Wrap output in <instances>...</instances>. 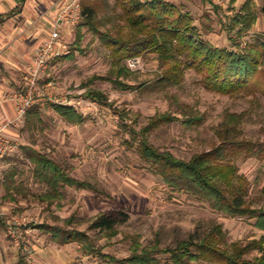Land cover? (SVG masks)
<instances>
[{
    "label": "rangeland",
    "instance_id": "374dc122",
    "mask_svg": "<svg viewBox=\"0 0 264 264\" xmlns=\"http://www.w3.org/2000/svg\"><path fill=\"white\" fill-rule=\"evenodd\" d=\"M91 1L99 6L100 18L104 21L103 32L124 26L122 8L117 0ZM169 1L193 14L204 40L213 46L231 47L233 39L242 42L244 48L258 38L264 39V0H256L259 12L257 25L241 38L228 31L227 22L233 14L231 0H211L207 4L202 0ZM245 1L239 0L235 7L239 9ZM78 2L81 8L82 0ZM72 4L69 8L73 9ZM78 27L62 32V43L66 49H56V53L61 54L52 59L39 76L33 106L41 108V120L28 126L26 116L6 128L17 149L5 158L0 167V214L3 216L0 219V264H15L21 255L26 256L30 264H109L102 258L86 254L78 244H55L38 227L45 223L64 227L66 220L73 216L80 221L74 227L86 231L106 254L118 259L131 254L137 237H141L144 246L159 240L164 248L174 247L192 234L208 233L216 225H221L227 234L226 247L233 243L246 245L253 239H260L264 232L255 226L256 219L248 216L230 218L188 193L172 192L153 168L142 160L139 140L129 129L141 131L157 114L179 116L180 120L155 129L149 136V142L160 151H168L189 161L194 155L210 151L219 144L214 129L224 114L230 112L246 116L242 126L243 139L264 142V93L257 91L255 95L226 96L210 92L194 71L186 72L181 87L162 90L157 85L158 75L162 72L160 62L156 55L149 54L126 63L132 73L126 81L137 86V90L121 91L106 81L92 85L106 92L119 111L130 113L126 121L129 127L125 128L112 109L84 97L85 83L92 76L105 77L112 70H117L113 67L110 51L99 37L84 29V52L74 50L73 59H63L73 52ZM46 30L38 34L33 47H40L50 37L51 29ZM36 50L27 53L23 83L13 94L25 89L27 65ZM262 69L264 71V65ZM54 105L73 106L84 115V123L75 125L64 121L55 112ZM185 108L191 109L194 115H205V120L188 127L182 113ZM24 145L48 154L66 167L74 178L95 184L98 191L67 188L63 210L40 203L36 196L45 192L46 187L35 180L34 168L21 149ZM238 166L250 182L248 204L253 209L264 210V162L245 160L240 156ZM13 168L19 173L17 179L22 180L31 193L28 197L17 196V201L7 198L4 188L6 173ZM116 211L127 212L130 216L129 222L119 227V235L107 239L97 231L88 230L91 220L99 214ZM8 222L16 225L12 233ZM256 255L253 253L248 258L253 259ZM159 258L160 264H165V257ZM194 264L214 263L201 261Z\"/></svg>",
    "mask_w": 264,
    "mask_h": 264
},
{
    "label": "trees",
    "instance_id": "16d2710c",
    "mask_svg": "<svg viewBox=\"0 0 264 264\" xmlns=\"http://www.w3.org/2000/svg\"><path fill=\"white\" fill-rule=\"evenodd\" d=\"M202 1L204 4L211 2ZM238 2L239 0H231L233 14L227 23L228 31L241 38L257 25L259 12L256 0H246L237 9L235 6ZM117 3L122 8L124 26H115L103 32L101 29L104 21L100 18L99 6L91 0H82L77 40L73 44V52L63 59H73L75 51L84 52V29H88L94 37H99L110 51L113 67L117 70H112L105 77L92 76L85 83L84 97L112 109L125 128L129 127L126 121L130 113L119 111L110 102L106 92L93 88L92 85L97 81H106L121 91L137 90V86L126 81L132 75L126 63L149 54L156 55L160 62L162 72L158 75L157 85L162 90L181 87L186 79V72L194 71L210 92L226 96L242 93L255 95L257 91L264 93V39L258 38L254 43H247L244 48L242 42L231 39V47H217L204 40L196 18L176 2L117 0ZM214 9L219 11L217 6ZM262 12L264 16V6ZM53 108L68 123L80 125L85 121L84 115L73 106L54 105ZM190 111L189 108L182 110L186 118L184 124L188 127L199 125L205 120V115H194ZM41 117V108L33 106L27 114V125L32 126ZM245 117V114L226 112L214 129L219 144L210 151L194 155L189 161L177 158L168 151H160L149 142V136L155 129L180 120L179 116L157 114L141 131L129 130L139 140L142 160L153 168L172 192L188 193L230 218H254L255 226L264 232V210L253 209L248 204L250 182L241 174L238 166L240 156H244L245 160L257 159L264 162V142L242 138ZM21 149L34 168L35 180L46 187L45 192L36 196L40 203L63 210L64 191L67 188L98 191L95 184L74 178L66 167L43 151L31 145L21 146ZM18 175V171L13 168L6 173L4 180L6 197L12 201H17V196L31 195L24 182L17 179ZM129 220V214L124 211L101 213L91 220L88 230L97 231L101 236L112 239L119 235V227L126 225ZM79 223L73 216L66 220L64 227L46 223L38 227L55 244H78L86 254L102 258L109 264H160V256L165 257V264H194L201 261L214 264H264V235L246 245L233 243L226 247L227 234L221 225H216L204 235L192 234L174 247L164 248L159 240L144 246L141 237H137L131 247V254L118 259L106 254L103 247L98 246L86 231L74 227ZM253 253L257 255L249 259ZM15 264L30 262L26 256L21 255Z\"/></svg>",
    "mask_w": 264,
    "mask_h": 264
},
{
    "label": "crops",
    "instance_id": "0c3cea01",
    "mask_svg": "<svg viewBox=\"0 0 264 264\" xmlns=\"http://www.w3.org/2000/svg\"><path fill=\"white\" fill-rule=\"evenodd\" d=\"M54 1L0 0V127L17 118L13 92L23 83L27 53L37 49L32 46L36 37L46 29L52 31L73 2Z\"/></svg>",
    "mask_w": 264,
    "mask_h": 264
},
{
    "label": "built area",
    "instance_id": "2783aa9c",
    "mask_svg": "<svg viewBox=\"0 0 264 264\" xmlns=\"http://www.w3.org/2000/svg\"><path fill=\"white\" fill-rule=\"evenodd\" d=\"M78 1L73 2V9L71 7L61 14L54 24L52 32H50V37L35 51L32 61L27 65L25 89L13 94L17 106V118L7 126L0 127V167L5 158L17 149L16 142L8 137L6 128L12 127L14 123L22 121L27 116L28 111L36 103L35 97L38 93L39 76L48 68L52 59L61 54L56 53V49H66V46L62 43V32L73 30L80 24L81 8ZM2 217V214H0V219ZM8 223L9 231L12 233L16 225Z\"/></svg>",
    "mask_w": 264,
    "mask_h": 264
}]
</instances>
